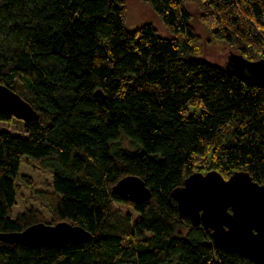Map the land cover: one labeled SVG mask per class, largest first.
I'll return each instance as SVG.
<instances>
[{"label": "trees", "instance_id": "16d2710c", "mask_svg": "<svg viewBox=\"0 0 264 264\" xmlns=\"http://www.w3.org/2000/svg\"><path fill=\"white\" fill-rule=\"evenodd\" d=\"M143 1L172 38L151 23L128 30L125 0H0V85L39 116L20 137L0 113V235L48 224L33 210L12 217L28 156L54 172L49 224L92 236L60 248L0 240V264H256L181 218L172 194L212 171L264 185V88L202 58L187 9L196 3L218 40L258 62L264 0ZM129 176L145 182L148 202L113 193Z\"/></svg>", "mask_w": 264, "mask_h": 264}, {"label": "water", "instance_id": "95a60500", "mask_svg": "<svg viewBox=\"0 0 264 264\" xmlns=\"http://www.w3.org/2000/svg\"><path fill=\"white\" fill-rule=\"evenodd\" d=\"M224 68L246 85L264 88V60L250 62L233 55ZM0 113H8L25 123L39 119L29 103L3 85H0ZM113 193L135 203H146L151 198L145 182L135 176L119 181ZM172 196L180 217L189 219L194 227L211 231L218 248L264 264V185L255 182L249 173L237 172L229 179L216 171L195 173ZM91 238L82 227L67 222L41 223L24 232L0 235L4 242L30 248H60Z\"/></svg>", "mask_w": 264, "mask_h": 264}, {"label": "rangeland", "instance_id": "374dc122", "mask_svg": "<svg viewBox=\"0 0 264 264\" xmlns=\"http://www.w3.org/2000/svg\"><path fill=\"white\" fill-rule=\"evenodd\" d=\"M125 1L127 7L126 27L128 30L134 31L151 23L163 38H172L169 30L148 2L143 0ZM187 9L192 16V26L199 38V52L202 58L210 63L225 67L230 63L231 56L238 55V51L217 39L218 37L214 35L212 30V18H207L196 3H188ZM24 124L23 121L13 117L11 121L2 124V128L15 136L26 137ZM121 143L122 148L133 151L128 140L123 139ZM53 181L54 172L51 169H43L30 157L24 156L21 159L20 169L16 177L17 204L13 209L12 217L16 219L20 214L33 210L43 217L48 224L51 223L52 216L45 199L53 196ZM116 207H119L124 213H132L126 206L117 205Z\"/></svg>", "mask_w": 264, "mask_h": 264}]
</instances>
